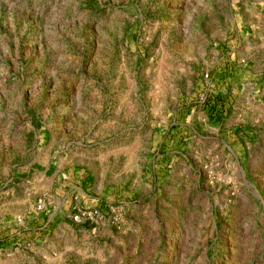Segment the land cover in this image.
Returning a JSON list of instances; mask_svg holds the SVG:
<instances>
[{
    "label": "rangeland",
    "instance_id": "374dc122",
    "mask_svg": "<svg viewBox=\"0 0 264 264\" xmlns=\"http://www.w3.org/2000/svg\"><path fill=\"white\" fill-rule=\"evenodd\" d=\"M9 262L264 264V0H0Z\"/></svg>",
    "mask_w": 264,
    "mask_h": 264
},
{
    "label": "crops",
    "instance_id": "0c3cea01",
    "mask_svg": "<svg viewBox=\"0 0 264 264\" xmlns=\"http://www.w3.org/2000/svg\"><path fill=\"white\" fill-rule=\"evenodd\" d=\"M80 187V186H79ZM84 188H86V187H84ZM87 189V188H86ZM87 191V190H86ZM87 202H88V204L89 205H91V207H93L94 206V204H96V202L95 201H93V200H87ZM68 207H69V209L71 208V206H70V204L68 205ZM72 210V209H71ZM100 233V232H99ZM66 236H67V234L65 233V234H63V231H61L60 232V235H58L57 236V238H59L58 240L59 241H61V240H64V239H66ZM47 239H45V241H46ZM48 245H42L38 250V256L39 257H41V258H43L44 260H46V262H49V260L46 258V256H48V255H50V254H53V251L51 250V249H48ZM46 248H47V251H46ZM64 250H65V253H67V252H71V249L69 248V247H65L64 248ZM35 255H36V253H35ZM38 258V257H37ZM44 262V261H43ZM6 264H13V263H6ZM40 264H42V263H40Z\"/></svg>",
    "mask_w": 264,
    "mask_h": 264
},
{
    "label": "built area",
    "instance_id": "2783aa9c",
    "mask_svg": "<svg viewBox=\"0 0 264 264\" xmlns=\"http://www.w3.org/2000/svg\"><path fill=\"white\" fill-rule=\"evenodd\" d=\"M208 75H205L207 78ZM98 216V210H91L90 212L79 213L78 215L73 217V221L80 222L81 220L90 221L92 223L96 222V217Z\"/></svg>",
    "mask_w": 264,
    "mask_h": 264
}]
</instances>
